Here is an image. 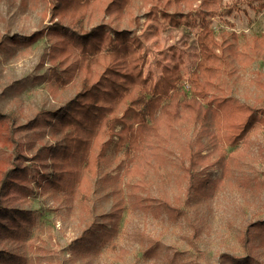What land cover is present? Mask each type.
Instances as JSON below:
<instances>
[{"label": "rangeland", "instance_id": "obj_1", "mask_svg": "<svg viewBox=\"0 0 264 264\" xmlns=\"http://www.w3.org/2000/svg\"><path fill=\"white\" fill-rule=\"evenodd\" d=\"M64 1L0 0V264H264V0Z\"/></svg>", "mask_w": 264, "mask_h": 264}, {"label": "trees", "instance_id": "obj_2", "mask_svg": "<svg viewBox=\"0 0 264 264\" xmlns=\"http://www.w3.org/2000/svg\"><path fill=\"white\" fill-rule=\"evenodd\" d=\"M80 1L81 0H65L64 1V3H63V5L66 7V8H68V7H71L73 10H76L77 8H79V6H78V4L80 3ZM205 22H207V21H205ZM202 48H206V47H202ZM113 51H116V49L115 48H113ZM118 54L120 53L119 52V50H118V52H117ZM117 57L118 58H120L119 56H117L116 55V59H115V61L113 62V65L114 64H116V65H121V66H123V68L124 69H127V71L124 73V77H125V79H132V73H131V70L128 68V66H127V63H125V62H122L121 60H119V59H117ZM204 60V59H203ZM202 60V61H203ZM201 61V62H202ZM200 65V64H199ZM198 69H199V67H198ZM114 72H119L117 69H114ZM123 74V73H122ZM200 76V75H199ZM197 79H198V73H197V71H193L192 73H191V77H190V83H191V85H190V88H193V87H195V85H197L198 84V82H197ZM126 86V85H125ZM102 90V89H101ZM85 91V90H84ZM83 91V92H84ZM98 93H102V92H105V94L107 95V94H109L110 95V93H111V90H102V91H100V90H98L97 91ZM190 92H191V90H190ZM192 93H193V96L191 97L192 99L190 100V102H194V101H196V96H195V92H193L192 91ZM191 93V94H192ZM173 96V95H172ZM172 96H171V98H172ZM81 98L83 99V100H78V99H73L69 104H68V106H67V114H66V117L68 118V119H72V120H75V121H79L80 120V114L79 113H74V112H76L77 110H78V108L79 109H86V108H88V111H89V109H93L94 108V106H99L98 105V103H97V101H95V91H93V90H88V91H86V92H84V93H82V96H81ZM170 98V99H171ZM88 99H92V100H88ZM105 98L102 96L101 98H99V100H104ZM184 105H187V103H184ZM191 109H192V107H191ZM249 110H251V108L249 109ZM248 110V111H249ZM162 114H163V112H162ZM161 114H158V115H156V116H154V117H151L150 118V123H151V125H155L156 123L154 122V123H152V120H157V118L158 117H160L159 119H161ZM174 116H175V112H171L170 114L169 113H167V115H165V120H168V121H171L173 118H174ZM255 116V115H254ZM190 118H192L193 120H194V118L195 119H199L200 118V116L199 115H196L195 114V116H193V114L191 115V117ZM253 118H255V117H253L252 116V112H250L248 115H247V117H246V119L243 121V122H238V124L237 123H235V122H232L233 120H230L228 123H227V129L229 130V132L231 133V132H233L234 130H236V129H238V133H233V136L231 137L230 135L231 134H228L227 136H228V138H229V140L231 139V138H233L232 140H234L235 138H237V137H239L240 135H241V133H243L244 131H246L248 128H249V126H251V124H253V121L254 120H250V119H253ZM146 123V121H143V122H140L139 123V126H138V128H137V130H133L134 132L133 133H137V134H140V130L146 125L145 124ZM208 123H206V127H208ZM212 125V124H211ZM211 125H209V126H211ZM141 135V134H140ZM140 135L136 138V139H138L139 137H140ZM137 135H135V137H136ZM232 140H231V142H232ZM139 145V143L137 144V146ZM74 147V145H66V147H65V150L66 151H69V150H72V148ZM21 168V167H20Z\"/></svg>", "mask_w": 264, "mask_h": 264}]
</instances>
